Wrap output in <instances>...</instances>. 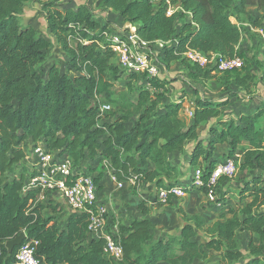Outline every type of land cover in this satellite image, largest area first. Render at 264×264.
<instances>
[{
    "label": "trees",
    "instance_id": "trees-1",
    "mask_svg": "<svg viewBox=\"0 0 264 264\" xmlns=\"http://www.w3.org/2000/svg\"><path fill=\"white\" fill-rule=\"evenodd\" d=\"M26 1L0 0V264L14 262L18 247L8 255L5 242L22 231L25 242H39L36 258L46 264H193L212 254L219 256L217 264H239L245 255L237 232L243 231L249 238L247 259L240 264H264V102L255 113L241 115L238 122L218 121L219 107L215 109L212 103L197 98L186 123L181 117L182 100L160 109L162 94L151 93L144 87L146 83L154 90H164L166 81L158 77L149 79L146 73L130 72L119 64L117 54L109 46L107 24L95 19L88 6L61 10L51 0L38 1L47 30L67 57V71L51 65L44 78L40 66L46 62L51 43L37 36L32 27L21 25ZM93 1L115 12L126 24L136 26L137 36L150 47L156 42L164 43L163 61L155 57L157 66L163 62L168 67L183 57L182 64L189 75L195 79L211 78L210 73L216 71L214 66H200L183 56L192 49L207 57L217 54L241 58L240 69L218 72L225 84L247 88L254 79L239 52V27L230 17L239 21V15H244L245 20L251 21L248 8L264 10V0H180L181 12L171 16L167 15L164 2L154 9L150 0ZM178 17H189L180 31L175 27ZM70 72L75 73L74 77ZM122 75L128 80L129 90L138 85L134 101L125 94L118 99L113 97L115 84ZM109 104L117 107L120 114L111 121H103L110 114L101 109ZM213 118L218 123L210 127L206 146L199 141L197 129ZM127 123L131 124L128 128ZM27 141L33 146L43 145L46 152L68 157L79 168L83 160L95 159L118 182L134 180V187L146 184L153 188L157 202L161 201L160 191L177 187L188 194L197 188L206 197L208 193L214 198L219 196L218 205L225 206L227 200L221 184L229 177L221 176L214 185L209 184L212 170L225 161L223 157L221 161L214 159L216 146H228L222 155L225 159L240 153L241 163L239 167L236 164V171L254 173L237 187L239 202L246 201L242 207L229 208L225 216L210 225L192 216L177 237L160 239H154L155 226L148 218L118 226L122 259L116 263L103 252V238H89L87 215L72 213L60 228L55 216L43 213L49 209L58 216L62 210L59 203H36L37 191L22 195L26 175L3 180L26 158ZM187 141H195L187 166L192 173L189 185L182 188L183 173L172 162L171 155L182 152ZM195 169L202 173L199 187L193 185ZM101 175H92L94 183ZM172 198L177 196L168 193L165 203ZM141 211L147 214L145 208L141 207ZM199 232L203 234L202 243L196 239Z\"/></svg>",
    "mask_w": 264,
    "mask_h": 264
},
{
    "label": "rangeland",
    "instance_id": "rangeland-1",
    "mask_svg": "<svg viewBox=\"0 0 264 264\" xmlns=\"http://www.w3.org/2000/svg\"><path fill=\"white\" fill-rule=\"evenodd\" d=\"M59 4L60 9L65 8H76L80 5H86L90 9L94 18L97 19L101 24H107L108 37L110 35H120L126 30H132L136 32V26L131 25L130 27L112 10L102 8L97 2L93 0H51ZM151 2V0H150ZM152 3V2H151ZM159 1L152 3L154 9L159 6ZM167 11L169 16L176 12H181L180 0H170V5L167 4ZM248 11L252 15L251 21L245 20L244 15H239V21H236L233 17H230V21L236 23L239 27L241 33V47L239 52L245 59V68H250L254 74L253 81L249 84L247 88L235 86L233 83L225 84L222 80V74L217 71L211 72V78L203 80L199 76L195 79L188 74V69L182 64V58L172 61L168 67L164 65L163 62L159 63L157 66L158 78L160 80L166 81V85L163 89L154 90L150 88L146 83L145 88H149L151 93H161V104L160 109L169 103L178 102L182 100V110L181 117L189 123L192 115V110L194 108L193 101L200 98L205 102L212 103V106L216 109L219 107L218 111L220 116L218 121H229L233 120L238 122V118L241 115H251L255 113L258 108L264 102V40L257 32H254L252 28H260L264 26V10H257L255 7H249ZM229 14H233L229 10ZM189 17L185 19H176L175 27L177 31L181 30L182 24L187 21ZM21 25L32 27L36 35L49 41L51 47L46 51V62L40 66L43 72V77L46 78V74L51 65H55L62 72L67 71L66 55L60 50V47L56 44L54 36L47 30L45 23V14L42 10L41 2L38 0H27L23 9V13L20 18ZM129 27V28H127ZM245 43V45H243ZM75 44V42H73ZM169 45H172L171 43ZM243 45V47H242ZM154 57L158 61H163V47H161L160 42L154 44ZM184 56V55H183ZM185 57V56H184ZM118 61V58H117ZM118 63V62H117ZM242 69V73L245 70ZM75 73L70 72V76L74 77ZM125 75H122L121 79L116 82L113 89L114 99H118L120 94H125L133 101L137 98L138 90L135 84L133 87L135 90L131 91L127 88V79H124ZM110 107L108 113L110 116L108 118H103V121H111L115 116H118L119 110L117 107L109 104ZM104 115V114H103ZM105 115H107L105 113ZM114 116V117H113ZM133 121V120H132ZM217 119H211L209 122L202 123L198 129L197 134L199 141L207 146L208 140L210 139L209 129L212 126H216L218 123ZM130 123L126 124V127H130ZM258 127L262 128V124L258 123ZM101 137L100 139H102ZM190 142V143H189ZM186 147L183 149L181 154H176L173 156L175 162H179L180 168L184 169L183 174H181L180 186L183 188L184 185H189V175L188 168L185 164V158L189 149L195 144V141H189ZM225 145V144H224ZM228 151V146L225 145ZM26 158L17 166L14 167L12 172L6 173L3 176V180L11 181L12 179H18L21 175H26V180L29 177V170L31 165V151L33 145L31 141H27L25 146ZM242 156V154H241ZM226 160L225 156L217 153L215 160ZM95 159L83 160L81 165H79L85 172H90L91 175L96 177L99 173H102L100 180L95 183L97 188L96 198L97 203L106 207L108 211V221L105 225V233L113 232L112 228L115 226L118 231V226L129 225L133 220L148 218L153 221L155 229L153 231L154 239L158 238H169L177 237L180 228L186 223V221L192 216H198L205 225H210L213 221L219 218L221 215L225 216L229 208L234 210L242 207L243 203L239 202V190L238 186L242 182L251 177L254 172L251 171H240L239 169L234 172L224 183L221 184L222 192H224V197L227 200L225 206L218 205V197L216 196L213 201L209 200L206 195H204L199 190H191L190 193H186L183 196L177 198H172L170 203L156 201L153 197V188L148 187L146 184H140L134 187L135 181L131 180L129 182H121V186H117L112 180V173L110 171H105L101 168V165L97 163ZM216 163V161H213ZM241 163V158H238L237 165ZM102 164V163H101ZM202 165V164H201ZM187 175V176H185ZM92 176V177H93ZM191 178V177H190ZM155 191V190H154ZM40 192L37 196L39 197ZM48 198L44 201L36 203H51L52 205L60 204L61 212L56 216L49 209L43 211L44 215L55 216L60 228L64 227V224L74 211L70 210L66 206L64 201L50 200V194H44ZM37 200V198H36ZM151 205H150V204ZM142 204V205H141ZM142 208H145L147 214L141 213ZM145 205V206H144ZM203 234L199 232L196 239L202 243ZM248 233L243 231L237 232V240L241 251L245 255L244 259L239 262L242 263L247 259V243H248ZM118 239V238H117ZM256 241V238H253ZM119 241V240H118ZM219 262V256L217 254H212L207 260L197 261L195 260L193 264H217Z\"/></svg>",
    "mask_w": 264,
    "mask_h": 264
},
{
    "label": "built area",
    "instance_id": "built-area-1",
    "mask_svg": "<svg viewBox=\"0 0 264 264\" xmlns=\"http://www.w3.org/2000/svg\"><path fill=\"white\" fill-rule=\"evenodd\" d=\"M157 1L170 5V0H151L152 3ZM167 15L169 16L168 11ZM252 29L264 40V26ZM108 38L110 48L117 54L118 62L125 70L146 73L149 79L158 76L154 49L147 42L142 41L136 32L126 30L120 35H110ZM160 45L163 47L164 43L160 42ZM184 56L190 62L200 66L210 64L216 68L217 72L240 69L243 65L241 58L236 55L231 58H224L217 54L207 57L196 50L188 49L184 52ZM109 109V106L104 105L101 110ZM31 158L29 177L23 185L22 195L26 196L32 191H37V194L40 192L39 197L36 196V202H40L48 198L44 194H50V200L64 201L70 210L87 215L89 238H103L105 255L116 263L121 261L122 249L117 239V228L113 226V232H104L109 218L108 211L105 206L97 203V188L92 175L85 174L81 167L74 166L68 157L57 156L56 152H46L43 145L33 146ZM238 158L240 153H235L224 162L217 164L210 174L209 184L214 185L221 176H232ZM201 174V169L194 170L193 185L196 187L202 185ZM111 178L117 186H121L122 183L118 182L113 175ZM168 193L177 197L185 194L181 188L177 187L170 191H160L159 198L162 202H165ZM207 197L211 201L214 200L212 193H208ZM38 244L39 242L35 240L24 241L18 247L12 264H46L43 260L36 258Z\"/></svg>",
    "mask_w": 264,
    "mask_h": 264
},
{
    "label": "crops",
    "instance_id": "crops-1",
    "mask_svg": "<svg viewBox=\"0 0 264 264\" xmlns=\"http://www.w3.org/2000/svg\"><path fill=\"white\" fill-rule=\"evenodd\" d=\"M241 41H240V43H239V45H238V48H240L241 46ZM243 45H245V43L243 44ZM243 45H242V47H243ZM189 141H187V142H185V147H186V144H189L188 143ZM194 146V145H193ZM193 146L189 149V151H188V153H187V157L185 158V164L188 166V160H189V154H190V151L192 150V148H193ZM225 145H220V146H216V148H215V150H214V159L216 158V156H217V153H220V154H222V155H224V153L226 152V147H224ZM184 147V148H185ZM176 154H181V152H175V153H173L171 156L173 157L174 155H176ZM172 160V162L174 163V161H176V160H173V159H171ZM174 164H176L177 165V167H178V170H179V172H181V173H183L184 172V167L183 168H180V166H179V162H175ZM190 167V166H189ZM189 167H187L188 169V174H190L191 175V171H192V169H191V167L189 168ZM189 175V176H190ZM185 176H187V175H185ZM182 177V176H181ZM180 177V179H182ZM191 177V176H190ZM190 177H189V179H190ZM181 181V180H180ZM148 186V185H147ZM149 187V186H148ZM150 204V203H149ZM151 205V204H150ZM158 239H160V238H158Z\"/></svg>",
    "mask_w": 264,
    "mask_h": 264
},
{
    "label": "water",
    "instance_id": "water-1",
    "mask_svg": "<svg viewBox=\"0 0 264 264\" xmlns=\"http://www.w3.org/2000/svg\"><path fill=\"white\" fill-rule=\"evenodd\" d=\"M26 235L25 232H20L16 237L9 239L5 242V248L7 250V254L11 255L13 250L16 247H19L25 240Z\"/></svg>",
    "mask_w": 264,
    "mask_h": 264
},
{
    "label": "clouds",
    "instance_id": "clouds-1",
    "mask_svg": "<svg viewBox=\"0 0 264 264\" xmlns=\"http://www.w3.org/2000/svg\"><path fill=\"white\" fill-rule=\"evenodd\" d=\"M25 241V240H24Z\"/></svg>",
    "mask_w": 264,
    "mask_h": 264
}]
</instances>
